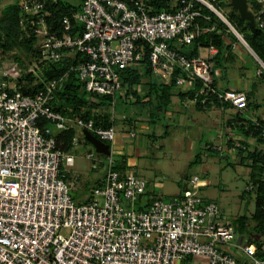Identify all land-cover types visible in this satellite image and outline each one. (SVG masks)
Listing matches in <instances>:
<instances>
[{
  "label": "built area",
  "instance_id": "1",
  "mask_svg": "<svg viewBox=\"0 0 264 264\" xmlns=\"http://www.w3.org/2000/svg\"><path fill=\"white\" fill-rule=\"evenodd\" d=\"M157 1H69L80 6L59 19V28L49 21L47 8L58 0H19V25L33 38L35 58L25 71L14 58L0 55V264H191L193 256L206 264H264V224L257 236L260 246L249 242L256 235L240 233L235 219L201 195L207 184L197 175L188 178L184 190L164 199L145 178L114 168L111 150L105 155L102 184L79 203L66 170H61L75 160L58 147L56 131L76 125L81 133L73 144L85 139L83 131L88 130L110 149L116 138L114 125L105 127L54 108L56 92L72 71L89 93L111 96L113 102L118 96L132 100L123 74L147 54L160 81L174 78L185 92L200 84L195 98L205 93L237 109L247 106L245 92L223 88L216 46L199 44L196 55L187 51L195 39L213 32L224 37L230 32L248 45L223 10L233 8L231 0H166L168 7L162 9ZM259 2L262 7L251 10L256 24L264 27V0ZM63 57L73 64L62 77L45 81L33 94L22 90L25 72L36 73L38 62ZM231 137L234 147L228 145ZM218 138L221 143L212 139L206 149L224 152L241 145L230 134ZM96 153L104 155L87 153L93 168ZM239 236L245 240L239 241Z\"/></svg>",
  "mask_w": 264,
  "mask_h": 264
},
{
  "label": "trees",
  "instance_id": "2",
  "mask_svg": "<svg viewBox=\"0 0 264 264\" xmlns=\"http://www.w3.org/2000/svg\"><path fill=\"white\" fill-rule=\"evenodd\" d=\"M251 9L256 12L262 7V4L258 0H248ZM157 8L162 9L168 7V3L166 0H158L156 2ZM79 4H71L67 0H58V2L54 5H49L47 8L51 11V16L49 17L50 22H54L57 27L60 28L59 19L65 14H70V12L75 11L79 8ZM6 11L11 12L10 20L6 25L5 38L9 37L13 38L15 36L14 28L19 26V18H20V6L19 0H16L12 5L6 8ZM234 9H231V13ZM229 19L233 26L243 35L249 46L254 50L260 60L264 63V27H260L258 24L253 26L249 21L243 20L240 15L229 14ZM215 22L219 27L226 28L223 23L215 19ZM242 25V27L240 26ZM21 30V28H20ZM22 32V39L24 43L28 46V59L23 60L19 56H13V58L20 63V66L26 71L28 66L34 62V49H33V38H27L25 34ZM230 34V32H229ZM233 35V34H231ZM234 36V35H233ZM232 36V37H233ZM235 37V36H234ZM1 42V40H0ZM214 45L219 49V54L216 58V63H221V53L226 51L230 45H227L225 41V37L221 34H217L213 32L211 34H204L199 38L194 40V45H192V49H187L190 55L198 54V45ZM2 44V42L0 43ZM73 64L71 58L63 57L58 61H43L38 62V66L35 69V72H25L22 76L21 80H27L28 82L23 85L22 90L26 93H35L38 90L44 87V82L51 79H58L62 77L69 69V67ZM262 69V77L264 80V70ZM179 72L176 71L175 75ZM146 79V86L149 88L148 93L139 94L138 88L140 84L143 82L142 80ZM172 78L169 82L160 81L156 75L152 72L150 67V63L148 61L147 54L144 55L139 66L135 68H129L123 74V85L129 86L130 92L133 94V101L123 99L121 96H118L116 100L113 102V98L107 95H95L87 92L83 88V82L80 80L76 72L72 71L67 76L66 80L62 84V86L56 92V101L53 103L54 108L57 111L64 113L65 115H77L84 118L86 121L92 119L95 124H102L105 127H109L114 125L115 121L111 114L106 113L104 117H101L99 114L94 112L95 108H99L104 105H113L116 102L120 101L123 103L132 102L136 104L137 102H143L142 99H150V103L154 105V114L159 113V111H163L171 100V89L173 87H178L175 84V79ZM180 88V87H178ZM200 84H196L195 88L190 91L185 92L182 90V96L189 97V99H196L195 106L201 108L203 110H210L214 107L228 105L230 107H234L232 104L224 103L219 101L215 95L199 93V95L195 98L196 92L200 90ZM182 89V88H181ZM207 98L204 104H201V99ZM248 104L243 109H237V114L228 120V124H232V128L235 130V134H240L239 142L240 146L236 147V155L240 157L241 161L239 163L246 164L251 168L250 171V182L249 188H246V192L251 194V192H255V210L250 218L246 217V215H241L237 217L234 222L237 225V229L240 233H244L248 230L247 223L249 219H251L254 224L252 226V233L256 236H252L249 238V242L257 243L260 246L259 240L257 236L262 233V228L264 224V211L262 206L264 205V151L259 149L257 146H252L251 143L248 142L249 138L253 137L257 139L258 144H264V137L261 135L262 128L264 127V119L258 118L256 121L247 117L245 114L249 109V96ZM194 101V100H193ZM145 105V103H144ZM245 113V114H244ZM80 128L76 125L70 127L69 129H64L55 132V136L57 139V144L60 149L65 152L70 153L73 148V138L80 132ZM229 134V133H227ZM234 137V136H233ZM85 143H90L88 140L84 139ZM234 140L231 137L229 140V146L234 147ZM94 148V147H93ZM206 149V147H205ZM209 152H214L218 154H222L223 152H219L215 149L208 148L206 149ZM197 156V155H196ZM223 156V155H222ZM102 158H105L104 166L106 167L107 157L105 155H101ZM101 159V158H100ZM197 159V158H196ZM194 162H197L196 160ZM114 168L124 171L126 168L125 160L116 159V164ZM106 168H104L105 171ZM61 170L65 171L64 165H61ZM68 178V173H67ZM99 183L98 185H101ZM252 186V188H250ZM151 192H147V195ZM244 194V193H243ZM159 195V194H158ZM139 204H137L138 206ZM139 208H143V206H138Z\"/></svg>",
  "mask_w": 264,
  "mask_h": 264
},
{
  "label": "rangeland",
  "instance_id": "3",
  "mask_svg": "<svg viewBox=\"0 0 264 264\" xmlns=\"http://www.w3.org/2000/svg\"><path fill=\"white\" fill-rule=\"evenodd\" d=\"M15 1L16 0H0V40L2 44H4L0 45V55L3 59L6 57L10 59V61L13 60V56H19L23 60H27L29 57L27 51L28 46L22 39V28L20 25L17 26V28H14L13 32L15 33V36L13 38H5L6 25L10 20L11 14V12L6 11V8L12 5ZM68 1L77 2L79 0ZM218 8L220 9L221 7ZM229 14H234L235 17L237 14L240 15L236 9ZM223 25L228 28L225 23H223ZM240 26L242 27V25ZM231 34L232 33L229 34L230 38L233 36ZM234 36L232 38L237 42V45L240 44L244 50L249 52L252 56H256V53H254V51L248 46L249 44L246 45L245 43L238 41L236 36ZM247 62L252 64L250 59L247 60ZM262 66L264 70V65ZM230 67L231 65L228 66V68ZM142 81L143 82L139 86L141 94L142 92H147L145 90H148L145 83L146 79H143ZM27 82L28 81L25 80L23 84ZM149 100L150 99L143 98V102H137L136 104L130 101L123 103L120 102V100L116 102V104L108 106L104 105L94 109V112L101 117H104L106 113L111 114L115 121L114 124L118 129H127V131L132 129L137 135L141 131L135 139H133L130 134H127L128 132L124 133L126 134L125 136L121 134L118 137L120 144H125L128 140H137V142L140 140L144 142V146L147 149V156L139 158L140 165L138 167V175L151 181V188L164 199H168L170 196L179 193L187 187L188 179L185 175H188V178L197 175L199 178L205 180L207 184L200 189L201 195L216 201L224 210L225 214L232 219L241 215H246V217L250 218L255 210V192L249 194L245 190L246 188H249L248 184L250 182L251 168L248 165H245L246 162L245 164H242L237 160H234L235 156L236 159L241 161L238 154L236 155V149L234 150L227 147V150L233 151L235 155L227 150L221 155L206 150L201 143L202 133L204 132L205 134L204 141H209V139H214L216 132L213 134L212 132L207 134L208 131L205 127L199 129V133L201 134L199 138L190 139V142L185 141L184 135L187 136L194 129L198 128L199 124L194 128H188L187 126L183 127L181 125L169 126L171 132L169 139L172 143L169 142L170 140L168 139L166 143L171 146H157V141L152 140L157 139L158 144H164L165 140L161 137H167L165 130L166 126L169 125V120L164 118V116H162L161 121L158 117H155L154 119V117H152L153 115L155 116L154 105L153 103H150ZM152 124H154V126H152ZM163 124L166 126L164 127ZM196 133L198 134V132ZM81 139L85 142L83 137ZM93 147L92 143H79L77 149L73 151L75 165L67 169L71 172L69 173L68 178L71 187L76 188V185L82 184V187L84 188L86 187L85 182H87L88 185H91L95 174L103 171L104 165L92 168L93 162L88 158L87 153L89 150L95 152ZM95 158V162H98L102 157L100 154L96 153ZM195 160L197 161L196 163L194 162ZM78 174L81 178L76 179L72 176ZM250 220L251 219H249V221ZM250 223L253 225L252 220ZM238 240L244 241L245 238L239 236ZM191 260L201 263V257L199 256H193Z\"/></svg>",
  "mask_w": 264,
  "mask_h": 264
},
{
  "label": "crops",
  "instance_id": "4",
  "mask_svg": "<svg viewBox=\"0 0 264 264\" xmlns=\"http://www.w3.org/2000/svg\"><path fill=\"white\" fill-rule=\"evenodd\" d=\"M249 8L251 9L250 4H249ZM223 10H225V12L228 15L231 12V10L228 11L229 9H223ZM225 41L226 43L229 42L227 45H230V47L226 51H223L221 53L222 54L221 63L217 64L218 68L222 70V75L220 78L221 84L223 88H232V89L240 90V91L245 92L247 96H249V109L246 112V114L244 113L247 117L251 118L253 121L254 120L256 121L259 117L264 119V80H263L262 74L258 73L259 69L262 68V65H263L261 63L262 61L260 62L259 57L257 58L254 55L252 56L249 52L244 50V48L240 44H238L239 45L238 46L236 44L237 42L232 37L231 38L229 37V34L225 36ZM232 45H235V46L232 47ZM200 52L205 54L206 48L202 47ZM249 59L252 64L247 62V60ZM229 65H231L230 68H228ZM145 91L147 92H142V94L148 93V90H145ZM138 93L141 95L140 87L138 88ZM171 93H172L171 100H170V103L167 105V107L163 111H159V113L158 112L155 113V116L154 115L152 116L154 117V119L155 117L160 118V121H161L162 116H164V118L169 120L168 126L163 124L164 127L166 126L165 133L167 136L166 138H163V136L161 135L162 136L161 138L165 140L164 144H158L157 139L152 140V141H157L156 143L157 146L158 145L162 147L164 146L166 147V145L168 147L171 146L170 144L166 143V141L167 139L170 140L169 136L171 135V132H170L169 126L172 127V125H179V126L181 125L183 127L187 126L188 128H194L196 127L197 124H199L198 128L194 129L187 136L184 135V138H185L184 140L188 142H190V139H193V138L196 139V138H199V136H201V134L199 133V129L201 127L206 128V130L208 131L207 134H210L211 132L213 134L214 132H216L214 139L218 143L219 142L221 143L223 140L222 138H218V135L221 133L222 135L229 133L231 136H234L236 138L241 137L240 134H235V130L232 128L233 122L231 125L228 124V120L232 119L237 114V109L230 107L228 105H222V106L220 105L210 110H203L195 106V102L192 99H189V97L187 99L185 96L183 97L181 88L173 87L171 89ZM152 126H154V124H152ZM115 128L117 129L116 138H115V141L111 143V147H112L111 150L114 155V158L118 160L120 159L125 160L126 162V168L124 169L125 172L129 171V172H132L138 175V167L140 165L139 158L147 156V149L144 146V142L140 140L138 142L137 140H134V141L128 140L125 142V144H122V143L120 144L119 143L120 140L118 141V137L121 134L125 136L126 134L124 133L128 132L127 134H130L131 137L135 139L138 137L141 131L137 135V133L135 131H132V129H130V131H127V129H122V128L118 129L116 126ZM196 132H198V134ZM204 135L205 134L203 132L201 136V139H202L201 143L203 144V147H205V144L211 140L208 138L209 141H204ZM169 142L172 143L171 140ZM248 142L251 143L252 146L258 145L259 149H262L264 151V144H261V143L258 144L256 138L251 137L249 138ZM80 143L85 144L83 140H81ZM78 145L79 143L74 144V148L70 152L71 154H73V151L77 149ZM230 152L231 154H234L233 151H230ZM100 160L101 161L97 162V166L94 168H97L99 165H104L105 158H101ZM234 160H237L238 162H240V160L236 159L235 156H234ZM74 165H75V162H74ZM74 165L72 166L64 165V169L68 173V178H69V173L71 172H69L67 169L73 167ZM104 168L102 172L100 171V173L95 174L91 185H88V183L85 182L86 187L84 188L82 187V184L76 185V188L72 187V194L76 201H78L79 203H83L89 199L93 187L97 186L103 180ZM72 176L75 177L76 179L81 178L79 174L75 176L72 175ZM138 176L142 177L141 175H138ZM185 176L188 179V175H185ZM147 181L149 182L150 187H152L151 181L149 180ZM250 222L251 220L248 221L247 223L248 230L242 233L243 235L251 236L250 234H251V231H252L251 229L253 225ZM200 261L201 263L193 260L191 264H206V261L204 259L201 258Z\"/></svg>",
  "mask_w": 264,
  "mask_h": 264
},
{
  "label": "water",
  "instance_id": "5",
  "mask_svg": "<svg viewBox=\"0 0 264 264\" xmlns=\"http://www.w3.org/2000/svg\"><path fill=\"white\" fill-rule=\"evenodd\" d=\"M231 6L234 9L238 10L240 17L243 20L249 21L253 26L256 25L254 14L252 10L249 8L248 0H231ZM83 133H84L85 139L93 144L95 150L98 153H102L104 155H109L111 153L109 143L100 140L98 137H96L94 134H92L88 130H84Z\"/></svg>",
  "mask_w": 264,
  "mask_h": 264
}]
</instances>
